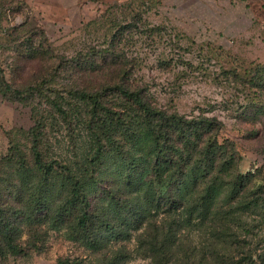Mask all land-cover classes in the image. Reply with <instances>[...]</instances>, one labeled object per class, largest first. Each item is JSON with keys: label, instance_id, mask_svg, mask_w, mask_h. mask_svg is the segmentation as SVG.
I'll list each match as a JSON object with an SVG mask.
<instances>
[{"label": "rangeland", "instance_id": "rangeland-1", "mask_svg": "<svg viewBox=\"0 0 264 264\" xmlns=\"http://www.w3.org/2000/svg\"><path fill=\"white\" fill-rule=\"evenodd\" d=\"M17 1L25 3V11H10L16 1L0 0L5 4L0 69L13 86L46 77L59 92L122 82L139 86L163 110L215 118L219 140L235 142L239 153L232 173L244 176V187L214 219L182 226L167 264H264V0ZM104 49L115 56H98ZM44 112L50 118L48 157L78 170L91 147L76 114L64 118L45 102L19 101L0 88L2 201L23 213L18 219L22 252L3 264H160L134 231L118 241L104 238L105 247L93 248L71 232V220L57 226L54 212L43 219L31 215L32 197L14 173L13 157L20 150L33 162L27 133ZM117 137L123 140L121 132ZM126 149L118 150L117 162L108 158L102 165L99 197L114 178L124 180L119 167Z\"/></svg>", "mask_w": 264, "mask_h": 264}, {"label": "trees", "instance_id": "trees-1", "mask_svg": "<svg viewBox=\"0 0 264 264\" xmlns=\"http://www.w3.org/2000/svg\"><path fill=\"white\" fill-rule=\"evenodd\" d=\"M15 1L8 9L25 11V3ZM4 5L0 3V8ZM36 32L43 34V30ZM113 54L110 49L97 53L107 58ZM0 88L19 101L33 98L40 104L45 102L64 118L76 114L87 128L91 147L78 170L45 154L50 128L45 112L37 113L27 133L33 162L20 150L13 158H17L14 173L29 199L32 197L27 208L31 215L43 219L54 212L57 226L71 220V232L93 248L105 247L104 238L116 237L118 241L134 231L139 240L151 245L161 258L160 264H167L165 257L173 249L179 229L214 219L223 203L231 204L245 185L243 175L232 173L238 148L229 138L219 140L215 118H189L178 111L163 110L152 104L142 87L122 82L98 90L59 92L48 77L15 87L0 69ZM122 105L123 111L115 108ZM119 132L123 140L117 137ZM122 147H128L119 167L124 180L114 178L99 197L102 165L108 158L117 162ZM57 200L61 201L55 205ZM22 215L20 210L4 207L0 187V264L22 252L18 242ZM59 264L74 263L63 260Z\"/></svg>", "mask_w": 264, "mask_h": 264}]
</instances>
